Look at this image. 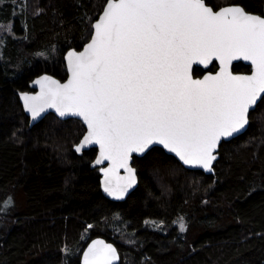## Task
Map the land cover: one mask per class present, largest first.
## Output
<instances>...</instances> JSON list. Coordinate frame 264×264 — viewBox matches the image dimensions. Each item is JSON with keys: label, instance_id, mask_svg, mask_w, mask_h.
<instances>
[{"label": "trees", "instance_id": "16d2710c", "mask_svg": "<svg viewBox=\"0 0 264 264\" xmlns=\"http://www.w3.org/2000/svg\"><path fill=\"white\" fill-rule=\"evenodd\" d=\"M205 1L215 10L241 5L264 15V0ZM104 5L0 0V24L11 22L14 35L0 57V264H79L97 236L117 245L121 264H264V98L246 133L222 144L215 174L187 170L155 147L134 158L139 186L122 202L101 191L100 170L91 167L97 149L75 151L81 121L49 114L30 127L18 92L30 91L42 73L67 78L64 54L90 40ZM117 215L124 233L109 228ZM127 232L135 243L119 240Z\"/></svg>", "mask_w": 264, "mask_h": 264}, {"label": "snow or ice", "instance_id": "6c2138e0", "mask_svg": "<svg viewBox=\"0 0 264 264\" xmlns=\"http://www.w3.org/2000/svg\"><path fill=\"white\" fill-rule=\"evenodd\" d=\"M92 27L84 51L68 53V83L42 77L39 95L22 94L25 110L33 119L45 107L82 118L87 135L76 151L98 144L97 164L110 160L129 172L130 183L114 189L103 169L104 190L117 199L135 182L127 167L131 155L153 145L211 171L221 139L248 124L249 110L264 94V17L239 6L213 11L205 0H105ZM213 60L219 72L193 78V65ZM233 60L250 61L253 74L233 75ZM43 81L53 87L45 90ZM180 230L186 231L183 223ZM98 244L89 247L85 264L117 258L111 245Z\"/></svg>", "mask_w": 264, "mask_h": 264}, {"label": "water", "instance_id": "95a60500", "mask_svg": "<svg viewBox=\"0 0 264 264\" xmlns=\"http://www.w3.org/2000/svg\"><path fill=\"white\" fill-rule=\"evenodd\" d=\"M205 3H206V1H205ZM231 6H239V7H242L241 5H229V6H224V7H231ZM224 7H222V8H224ZM243 9L245 10V8H243ZM213 11H217V10H215L213 8ZM245 12L250 13V12H248L246 10H245ZM250 14L264 17V15H260V14H255V13H250ZM100 15H102V12L100 13ZM100 15H99V17H100ZM98 18H97V20H98ZM97 20H95L94 23H96ZM93 33H94V29H93ZM93 33H92V35H93ZM90 42H91V38H90V40L88 42H86L83 45V47L81 49L77 50L75 48H70L64 54V61H65L66 70H67V78L65 80H61V79L57 78L56 76H54L52 74H49V73H42V74L36 76L30 82L29 86L31 88V91H19L18 92V95H19V99H20V103L22 105V108H23L25 114L29 118L30 127H34L35 125L39 124L49 114H54L56 117H58L60 120H63V121L70 120V119H76V120H79V121L82 122V124L85 127V133H84L83 137L81 138L80 142L74 147L75 148V151H76V148L81 144L84 136L87 135V125L84 123V121L82 120V118L77 117V116H65V117H61V116H59V114L56 112V110L54 108L45 107V110L43 112H41L40 115L37 116L35 119H33L32 116H31V113L25 110L24 100L22 99V94H27L29 96H37V95H39L41 93V91H42V86H41V84H37L36 81L41 80L42 77H50L51 80L58 81L60 84H67L68 81H69V79H71V72L69 71V67H68V58H67L68 57V53L69 52H77V53L83 52L84 49L87 47V44L90 43ZM214 63H217L218 68H217L216 71H211L210 69L214 65ZM238 63H243L244 65L250 66L251 67V71L250 72H246V73L235 72L233 70V67H234L235 64H238ZM196 68L203 69L205 71V73L202 76H195V69ZM220 69H221V65L219 64V61H216V60H213L207 67H205L204 65H193V78L194 79H202L203 76L208 75V74L215 75L217 72L220 71ZM229 70L232 72L233 75L248 76V75H252L253 74V66L251 65V62L250 61H245V60H233L232 63H231V67H230ZM42 83H43V86H44V89L45 90L47 88H49V87H53V85L50 83V81H43ZM263 98H264V94H261V99H258L256 105L254 106V108H252V109L249 110L248 124L245 125V127L243 129H241L238 133H234L230 137L222 138L221 139V141H220V143H219L216 151L213 153L216 156V159L212 162V166H211L212 170L211 171H207V170H205L204 168H201V167H193V166H189V165H184L181 161H179V158L174 153L168 152L161 145H153L148 150H146L143 154L133 153L131 155L130 160L128 161V166L127 167L128 168H131V169H134L133 176H134L135 182L134 183H131V186L126 188V191L124 192L122 198H120V199H117L115 196H111L107 192H105L104 187H105L106 177H105V172L103 171V169H109L110 170L108 172V174H107V182L110 185V187H112L114 189H119V188H124L126 185H128L130 183V180H129V172L127 171V168H124V167H115L112 164V161H110V160H104L102 163L97 164L96 163V160L100 158V147H99L98 144L85 145L84 147L81 148V150L79 152L78 151H76V152H77L78 155H82L84 153V151L90 150L92 148L97 149V155H96L95 159L93 160V162L91 164V167L93 169L99 168V170H100V174H101V180H100V183H101V191H102L103 195L106 198H108L109 200L116 201V202H122V201H125L129 197V195L132 194L138 188V186H139V176H138V172H137V169L133 165L134 158L135 157L141 158V157L145 156L150 150H152L155 147H159V148L163 149L166 154H168L170 156H173L187 170L200 171V172L205 173L206 175H213V174H215V165H216V163L220 159V149H221L222 144L224 142H229V141L233 140L234 138H237L240 135L246 133V131L249 129L250 122H251V117L250 116H251L252 112L257 109L258 105L260 104V102L262 101ZM95 241H102L103 242V244L96 245L97 248H103L105 245H111L115 249V254H116V257L117 258L116 259H113L111 261V264H121L122 263V254H121L119 248L117 247V245L114 242L108 240L107 238H105L103 236H97V237L92 238L87 243V245L85 246V248L82 250L81 257H80V263L79 264H85V255L88 254L89 247H91L93 245V242H95Z\"/></svg>", "mask_w": 264, "mask_h": 264}, {"label": "rangeland", "instance_id": "374dc122", "mask_svg": "<svg viewBox=\"0 0 264 264\" xmlns=\"http://www.w3.org/2000/svg\"><path fill=\"white\" fill-rule=\"evenodd\" d=\"M2 25V24H0ZM3 27H0V57H4L5 53L2 50L4 45L6 44V41L8 39V37H13V33H12V23L8 22L6 24L2 25ZM6 36V37H5ZM118 220L116 219H112L110 222V227L114 233H124L126 225L124 222H122V220L120 219V217L117 215ZM151 225L158 230H163V227L161 224L157 223V222H152ZM120 241L126 243V244H132L135 243L136 238L134 236V234L127 232V234H125L122 238H119ZM66 264V263H64Z\"/></svg>", "mask_w": 264, "mask_h": 264}, {"label": "bare ground", "instance_id": "6f19581e", "mask_svg": "<svg viewBox=\"0 0 264 264\" xmlns=\"http://www.w3.org/2000/svg\"><path fill=\"white\" fill-rule=\"evenodd\" d=\"M24 91V90H23ZM27 91V90H26ZM29 91V90H28ZM31 91V90H30ZM19 97V96H18ZM82 249V248H81ZM79 253V252H78ZM81 253H82V251H81ZM78 256V255H77ZM80 256V255H79ZM78 261V260H77Z\"/></svg>", "mask_w": 264, "mask_h": 264}]
</instances>
